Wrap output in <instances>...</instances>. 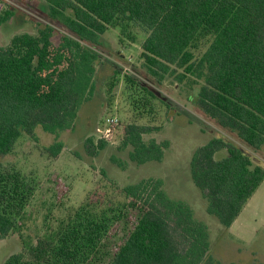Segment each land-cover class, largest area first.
<instances>
[{"label":"trees","instance_id":"16d2710c","mask_svg":"<svg viewBox=\"0 0 264 264\" xmlns=\"http://www.w3.org/2000/svg\"><path fill=\"white\" fill-rule=\"evenodd\" d=\"M51 19L70 35L52 40L49 25L15 34L0 46V156L35 128L58 137L72 129L80 105L94 93L95 73L109 28L121 41L143 35L139 57L157 83L173 77L190 89L193 103L235 140L213 137L195 149L190 176L206 211L223 229L236 219L264 180V167L244 150L264 151V0H43ZM0 23L7 20L5 11ZM122 80L137 118L168 105L131 74L114 70L110 93ZM111 97V96H110ZM156 125L123 126L120 147L130 161H160L168 141L144 135ZM102 139L85 140L90 155ZM60 140L46 148L56 156ZM37 182L0 163V239L20 226ZM124 200L93 208L81 203L57 229L37 237L26 252L2 264H218L209 230L185 201L170 197L160 179L122 187Z\"/></svg>","mask_w":264,"mask_h":264},{"label":"rangeland","instance_id":"374dc122","mask_svg":"<svg viewBox=\"0 0 264 264\" xmlns=\"http://www.w3.org/2000/svg\"><path fill=\"white\" fill-rule=\"evenodd\" d=\"M4 11L8 18L0 23L2 47L15 34L34 33L45 24L52 27L55 44L63 35H70L62 23L49 17L43 0H0V15ZM142 40L143 35H139L134 42L121 41L118 29L106 30L99 50L94 93L80 105L74 127L54 137L37 126L35 138L23 135L12 152L0 156L2 165L14 166L37 182L20 226L0 239V264L10 254L25 253L37 237L57 229L81 203L87 201L95 209L117 205L125 199L122 187L153 178L160 179L170 197L185 201L194 216L206 223L210 254L218 264H264V180L229 229H223L217 218L207 213L206 200L191 180L190 158L197 147L213 137L239 142L188 97L195 95L197 88L190 89L173 77H166L159 84L147 76L139 57ZM114 70L120 72V78L125 73L133 75L168 105H160L158 112L137 118L126 101L122 80L110 93L107 90ZM111 115L118 117L119 124L106 134L105 119ZM130 122L158 127L143 137L168 141L160 161L144 164L130 161L129 148L120 147L121 130ZM89 137L94 142L102 139L106 145L90 155L85 147ZM56 139L61 141L62 148L56 156H51L46 148ZM242 147L264 167V151Z\"/></svg>","mask_w":264,"mask_h":264},{"label":"built area","instance_id":"2783aa9c","mask_svg":"<svg viewBox=\"0 0 264 264\" xmlns=\"http://www.w3.org/2000/svg\"><path fill=\"white\" fill-rule=\"evenodd\" d=\"M119 124V119L117 116H108L105 119V125L107 126L106 134L111 130V128L115 127Z\"/></svg>","mask_w":264,"mask_h":264}]
</instances>
